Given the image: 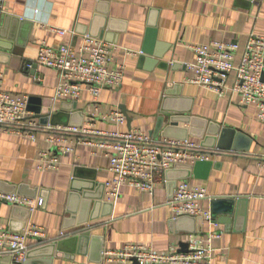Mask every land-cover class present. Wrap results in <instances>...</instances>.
Wrapping results in <instances>:
<instances>
[{
    "label": "crops",
    "instance_id": "1",
    "mask_svg": "<svg viewBox=\"0 0 264 264\" xmlns=\"http://www.w3.org/2000/svg\"><path fill=\"white\" fill-rule=\"evenodd\" d=\"M248 1L245 8L236 0H3L1 89L25 96L28 114L39 125L86 129L84 140L91 143L77 145L65 155L47 143L51 134L36 133L30 140L0 131V193L14 190L32 201L42 200V207L15 211L13 205L0 202L2 228L13 232L24 223V228L35 225L45 230V240L27 241L28 264H119L105 263L101 253L134 243L158 253L182 251L187 234L208 231L202 219L172 222L167 201L172 183L184 180L180 178L184 172L164 175L152 194L125 185L114 201L108 200L104 184L113 176L105 151L97 146L102 138L91 134L134 130L154 139L187 135L214 149L210 165L199 166L185 179L206 190L208 198L199 202L200 207L212 214L213 229L222 233L213 243V264H264V122L257 120L255 106L240 104L231 91L233 75L219 94L189 83L192 73L186 67L194 60L191 46L213 41L236 44L237 61L250 34L264 35V0ZM52 28L67 34L59 37ZM83 35L113 47L110 66L124 67L122 83L103 89L97 101L85 89L76 99H57L59 73L36 65L39 45L76 47ZM121 107L126 110L122 124L103 119L114 111L122 113ZM36 112L43 117L35 118ZM208 129L218 132L215 140H204ZM68 139L75 143L79 137ZM42 151L58 158V169L37 168ZM72 186L94 188L89 197L96 200H91L85 224L90 234L78 240L74 237L82 230L77 231L70 219L78 218L81 200ZM58 240L64 243L54 254L51 245ZM0 264L16 263L5 252L0 253Z\"/></svg>",
    "mask_w": 264,
    "mask_h": 264
},
{
    "label": "built area",
    "instance_id": "2",
    "mask_svg": "<svg viewBox=\"0 0 264 264\" xmlns=\"http://www.w3.org/2000/svg\"><path fill=\"white\" fill-rule=\"evenodd\" d=\"M2 8L3 0H0V13ZM51 30L59 37L67 34L63 29ZM112 48L104 40L90 35H83L76 47L61 45L54 49L41 42L35 63L59 73L55 88L57 99H76L85 89L97 101L103 89L118 87L123 80L124 67L110 66ZM190 48L194 60L186 65L192 73L188 82L222 94L228 78L233 75L231 91L239 97L240 104L255 106L257 120L264 122V35L250 34L237 61L239 46L236 44L213 41ZM27 66L31 67L30 64ZM2 77L0 72V131H11L30 140H35L36 133L51 134L46 139L47 143L65 155L73 153L77 145L91 144L84 140L88 136L86 129L39 125L28 114L25 96L1 89ZM103 119L122 124L125 117L119 111H114ZM72 135L79 137L75 143L68 139ZM91 136L102 138L97 146L105 151L108 171L113 176L104 184L105 195L110 201L118 197L121 187L125 185L152 194L155 185L163 180L165 171L210 161V154L214 152V149H206L190 139H154L139 130L112 133L93 131ZM36 163L41 171L56 170L59 165L58 158L46 151L39 153ZM206 198L208 195L204 188L194 187L187 180H182L175 185L167 201L174 219L187 216L201 218L208 223L207 232L186 235L184 252L158 253L146 245L134 243L126 244L118 251H103L102 260L119 264H213V243L221 238L222 233L213 229L216 224L212 214L200 207L199 202ZM0 202L30 210L42 207L41 199L35 202L17 194L0 193ZM29 239L45 240V230L30 225L21 233H13L0 226V253H10L16 264H22Z\"/></svg>",
    "mask_w": 264,
    "mask_h": 264
},
{
    "label": "water",
    "instance_id": "3",
    "mask_svg": "<svg viewBox=\"0 0 264 264\" xmlns=\"http://www.w3.org/2000/svg\"><path fill=\"white\" fill-rule=\"evenodd\" d=\"M236 3H244L246 6H244L245 8L248 7L249 4H251L248 0H236ZM36 69V65L34 64L33 65V71H31V74L33 75L34 74V70ZM121 111H122V114L126 116V110H124L122 107L120 108ZM43 116L42 115H39V113L36 112V115H35V118H42ZM173 120H171L172 122H177V118L176 117H173L172 118ZM130 122V119L127 118V123ZM211 127V126H210ZM159 128V127H158ZM157 128V129H158ZM210 129L207 130L206 132V139H204L205 141L207 139H213L215 140V138L217 137V134L218 132L217 131H209ZM224 133V131H222ZM164 138H172V139H177V140H185L187 139V135L185 136H182V137H176V136H171V135H163ZM203 137V133L199 134V138ZM203 146H206L205 143H203ZM212 147V145H211ZM217 149H220L219 145L217 146ZM209 166L210 165V161H204V162H197L195 163L193 166H178V167H175L173 169H170V170H167L165 171L164 175H166L168 177V175L170 174H173L175 172H184V175H182V177H180L181 179H187L192 171L195 172V170L199 167V166ZM169 178V177H168ZM172 186H175V183H172ZM72 190L76 191V192H80V197L79 199L81 200V206H80V214L78 216V218L76 219V217L72 216L71 217V222L72 221H75V225L78 226V230H82V232H78V233H81L80 234V237H79V234L76 235V237H74V240H78V238H83V237H88L89 236V232L88 230H85V224H87L88 220H89V216H90V208H91V200H95V199H92L90 198L89 196L91 195V192L90 191H93L94 188L92 187H89V188H79V187H74L72 186ZM19 192V191H18ZM7 194H14L15 191L14 190H10V191H6ZM172 195V194H171ZM170 195V197H171ZM102 196H98L96 197L97 200H99ZM96 201V200H95ZM98 204V202H97ZM95 204V206L97 205ZM13 211L15 210H19V209H23V208H20L18 206H14L13 207ZM27 213L29 212V210H25ZM72 215H74V212H71ZM184 218H187V219H190L192 222L194 223H200L201 222V218H191V217H187V216H182V217H178V218H175L172 220L173 223H176L177 221H179L180 219H184ZM74 225V224H73ZM69 226H72V223L71 225ZM24 228V223H22L21 225V228L16 230V231H13V232H17V233H21L22 230ZM195 231H191L190 233H194ZM64 242L63 240H58L54 243V245H51V249H53V253L55 254V252H57L56 254L59 253L60 251V245H62ZM181 249L182 251L184 252L185 249H186V244H183L181 245ZM30 253H26L25 254V257H24V262L22 264H28V261L30 259ZM101 259H102V253H101Z\"/></svg>",
    "mask_w": 264,
    "mask_h": 264
}]
</instances>
